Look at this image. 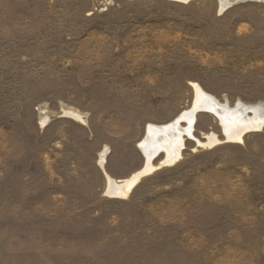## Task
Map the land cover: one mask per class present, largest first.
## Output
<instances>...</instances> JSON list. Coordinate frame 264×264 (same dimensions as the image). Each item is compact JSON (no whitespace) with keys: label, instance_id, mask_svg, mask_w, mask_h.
I'll return each mask as SVG.
<instances>
[{"label":"rangeland","instance_id":"rangeland-1","mask_svg":"<svg viewBox=\"0 0 264 264\" xmlns=\"http://www.w3.org/2000/svg\"><path fill=\"white\" fill-rule=\"evenodd\" d=\"M193 84L264 115V0H0V264H264V125L105 192Z\"/></svg>","mask_w":264,"mask_h":264},{"label":"bare ground","instance_id":"bare-ground-1","mask_svg":"<svg viewBox=\"0 0 264 264\" xmlns=\"http://www.w3.org/2000/svg\"><path fill=\"white\" fill-rule=\"evenodd\" d=\"M193 87L195 98L192 106L166 124L147 126L145 137L138 144L144 156V165L121 180L107 176L106 194L113 197H126L141 177L160 167L174 164L181 157V151L185 146V136L193 137L196 113L199 111L215 114L222 126L225 141H242L246 132L259 130L264 125V115L260 105L252 107L239 102L234 108H230L204 92L197 84H193ZM248 110L252 111V116L247 114ZM70 114L78 117L75 112ZM46 120V117L42 118L41 123H45ZM183 121L187 124L185 127L181 126ZM196 142L200 146H211L220 142V139L214 133H209L205 136V141L196 139ZM159 155L162 157L158 163L154 164V159Z\"/></svg>","mask_w":264,"mask_h":264}]
</instances>
